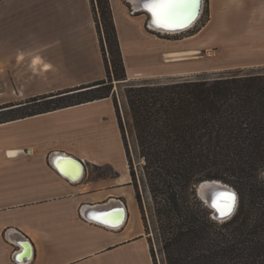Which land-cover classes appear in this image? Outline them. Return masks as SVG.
Masks as SVG:
<instances>
[{"label": "crops", "instance_id": "crops-1", "mask_svg": "<svg viewBox=\"0 0 264 264\" xmlns=\"http://www.w3.org/2000/svg\"><path fill=\"white\" fill-rule=\"evenodd\" d=\"M204 1L207 21L199 24L200 19L189 30L168 35L149 26L148 13L140 4L110 0L128 80L196 78L225 71L205 64L217 56L211 48L215 44L239 59L255 56L251 55L255 49L264 51L259 50L264 44V0ZM130 19L142 20L143 26L137 25L150 38L140 40L144 36L137 32L125 49L122 25L135 24ZM236 46L245 48L236 53ZM196 49L203 51L200 60L193 54L189 60L166 61L171 52ZM207 49H213L215 56L207 57ZM40 59L50 65L47 78L40 77ZM104 71L92 0H0V85L17 97L0 98V106L100 81L90 76ZM111 101L95 100L0 123V264H153L145 227L126 204L122 228L82 216L88 210L124 205L115 199L132 187ZM24 105L3 107L0 113ZM12 150L19 151L17 156L9 155ZM62 153L86 166L112 167L120 176L87 181V167L83 179L75 183L51 162ZM68 162L63 160L64 165ZM117 169L124 170L120 174ZM93 204L98 207L88 206Z\"/></svg>", "mask_w": 264, "mask_h": 264}, {"label": "trees", "instance_id": "trees-1", "mask_svg": "<svg viewBox=\"0 0 264 264\" xmlns=\"http://www.w3.org/2000/svg\"><path fill=\"white\" fill-rule=\"evenodd\" d=\"M97 1L108 21L100 38L107 78L127 80L110 0ZM108 42L112 68L105 54ZM105 84L103 79L84 91L33 98L21 108L46 105L0 123L112 98L135 178L113 84ZM126 98L143 180L158 219L163 263L264 264V73L132 85ZM206 180L223 181L238 191L239 206L231 219H213L198 198L196 185ZM136 198L140 203L138 193ZM150 253L158 264L152 247Z\"/></svg>", "mask_w": 264, "mask_h": 264}, {"label": "rangeland", "instance_id": "rangeland-1", "mask_svg": "<svg viewBox=\"0 0 264 264\" xmlns=\"http://www.w3.org/2000/svg\"><path fill=\"white\" fill-rule=\"evenodd\" d=\"M93 9H94V14H95V18H96V27L98 29L99 37L104 38V31L105 30L107 31L108 21H105L104 17L102 16L101 10L99 9V2L97 0H93ZM203 11H202L203 15L201 14L202 18L200 17L201 20L199 19L200 22H199V20L197 21V22H199V24L204 23L208 19V8L206 6H205V8L203 6ZM130 20L133 21L132 19H130ZM135 20L136 21H133V22H135V24L130 23L131 25H129V26L126 24L122 25L124 28V30H123L124 32H122V36L124 39L125 49H127V44L129 43L132 36L135 35L137 32L138 33L142 32V34L144 36L142 39H140V37L142 35L136 36L137 42L139 39L144 40V39L150 38L149 34H147L145 31H142V29L139 27L140 25L143 26L142 20H140V19H135ZM149 26H150V23H149ZM100 33H101V36H100ZM164 34H166V33H164ZM158 37L161 39L171 40V38H169V37H162V36H158ZM228 45H230V44H228ZM259 45L261 46V47H259V50L260 49L264 50V44H259ZM211 48L216 50L217 56L211 60H208L205 64L211 68L223 69L225 71L203 73L201 75H196V78H208V77L209 78H216V77H221V76L238 75V74H261V73H264V51L263 52H257L255 49V52L251 53V55L256 54L255 56H253V57L250 56V57H245V58L239 59V58L233 57L231 55V53H227L226 48H224L223 45H221V44L212 45ZM242 48H245V46L233 47V49L236 51V53H239ZM213 49H207V51H206L207 57H214L215 56V51ZM196 51H198V54L196 55V60L202 59L203 58L202 57V53H203L202 49H196ZM105 54H106L107 58L110 60L109 63H110V67L112 68L111 64L113 61V54H112V49L110 47V42H108L107 45L105 44ZM127 55H128V53H127ZM167 55H165L166 61L168 59ZM189 56H190L189 58H191V56H194V55L192 54ZM127 61L129 62V58L127 59ZM37 62H38V59H34L32 62V66H33L34 71H37ZM41 62L43 64H42V68H41V72H40V77L47 78L49 76L48 72L51 69L50 65L49 64L45 65L44 64L45 62H43L40 59V63ZM90 78H91L90 80H93L96 78H101V80L105 79V81H106L105 85L113 84V93H114V97L116 98V103L118 105V110L120 113L123 129H124V133H125L126 142H127V145H128L129 151H130L132 168L134 169L133 172L135 174V178H133L131 176V184L130 185L132 187H130L129 190H126V192H123L124 196L120 199H122L124 201V203L128 206V208H130L132 215L133 214L139 215V218H140V220H141V222L144 225L145 230H146L148 242L150 243L149 246L154 249L158 264H164L163 263V254L161 251L160 238L158 235V223H157L158 219L156 217V214H154L153 200H152L150 194L148 193L146 184L143 180V175H142V164L143 163L138 156L137 143H136L134 131L132 129V121H131V117L129 114V107L127 104L126 90H127V88H130V86H132V85H138V84H144V83H162L163 84V83L177 81L180 79L179 78H159V79H146V80H128L127 79V80L119 81V80H116L114 77L113 78H107V74L105 73V71H104L103 75L102 74L93 75V76H90ZM94 83H96V82H90V83L85 84L81 87H87L88 86V88H89V86L93 85ZM1 87H2V85H0V88ZM81 87H77V88L81 89ZM77 88H74V89H77ZM88 88H85L84 90H86ZM64 91H66V90H64ZM64 91H58V92H54L52 94H57V93L64 92ZM12 93H13V91L3 90V87H2L0 89V94H1L0 98H2V101L10 100V98H17L16 95H13ZM17 94H19V93H17ZM94 94H98V92H94L92 94H89V96L94 95ZM45 96H48V95H45ZM84 96H88V95H83V96H79V97H84ZM40 97L41 96L36 97V98H40ZM31 100H33V98H31L27 101H22V102H17V101H12L10 103L8 102V103L4 104L3 106H0V108L8 107V106L16 105V104H21L24 102L28 103ZM111 102L113 103V100ZM45 105H46L45 103H34V104L29 103V106H27V107L15 109L13 111H7V112L0 113V121L13 119V118L21 116L27 112H31L33 110L41 109ZM113 105H114V103H113ZM114 114H115L116 119H117L116 108H115ZM106 119L109 120V114L105 115L103 117L104 121ZM117 122H118V120H117ZM111 146H113V144H110V147ZM126 164H127V161H126ZM126 166L129 167L128 164ZM87 167H88V171H87L88 173H87V178H86L87 181H90L92 179L99 180L101 178H107V177L116 178L119 175L115 169H113L112 167H109V166H105V167L100 168V167H97L96 165H93L91 163H87ZM124 169H122V170L117 169V170L121 174ZM137 193L141 198L140 203L138 202V200L136 198ZM130 222L133 224L134 218L131 219Z\"/></svg>", "mask_w": 264, "mask_h": 264}, {"label": "snow or ice", "instance_id": "snow-or-ice-1", "mask_svg": "<svg viewBox=\"0 0 264 264\" xmlns=\"http://www.w3.org/2000/svg\"><path fill=\"white\" fill-rule=\"evenodd\" d=\"M199 0H142L143 9L150 14L152 24L162 29L174 30L191 20L196 14V5ZM13 155V153H9ZM72 162L69 161L63 167L57 164V168L65 175H76L78 169L74 166L69 167ZM236 194L229 190H216L212 193L210 206L215 209L220 218L229 217L235 207ZM100 223H109L108 219L94 216ZM110 226H115L114 223Z\"/></svg>", "mask_w": 264, "mask_h": 264}, {"label": "water", "instance_id": "water-1", "mask_svg": "<svg viewBox=\"0 0 264 264\" xmlns=\"http://www.w3.org/2000/svg\"><path fill=\"white\" fill-rule=\"evenodd\" d=\"M201 2H202V0H199V3L196 5V14L191 20L187 21L182 26L176 27L174 30H168V29H164V30H166V31H177V30H184L186 28H189L193 24L194 21H197V19L200 18L199 17V14H200L199 12H200V7H201ZM141 5H142V2H141ZM141 5H140V8L143 9V7ZM154 26L156 28L162 29L160 27H157L156 25H154ZM90 87H92V86H90ZM90 87L89 88L86 87V88L90 89ZM84 89L85 88L77 89L75 92L84 91ZM71 93H74V92H71ZM55 155H57V154H55ZM55 155H54V157L52 156L54 158L53 159V163H54L55 166H57V164L59 163L63 167L64 166L63 160H68V161H71L72 164L78 170L80 169L82 171L81 173H83V175H85L87 166L80 159L76 158L73 155H66L64 153H62L61 155H59L57 157ZM51 162H52V160H51ZM58 169L60 170V168H58ZM60 172H61V174H63V172L61 170H60ZM83 175L81 174V176H83ZM66 176H68V175H66ZM69 178H73L74 180H76V178L73 177V176L69 177ZM201 189L204 192L203 194L201 193ZM223 189L229 190V191L234 192L236 194V203H235L234 210H233L232 214L229 217H227V218H220L219 215L216 213L215 209L210 206L212 193L214 191H216V190H223ZM196 193H197L198 197L203 201V203L212 211V218L217 220V221L224 222V221H227V220L231 219L236 214V212L238 210V206H239V194H238V191L233 186H231L230 184H227V183H225L223 181H219V180H206V181H203V182L199 183L198 185H196ZM115 200L118 201V202L123 203L124 205L123 206H114V207L106 209V210H97V209L90 210V211L88 210V212L86 214H82V216L86 220H88L90 222H93V223H96V224H98V223L100 224V222H98L97 219H94L93 218L94 216H99V217H102V218L106 217L108 219L109 223H103L105 226H110V224L114 223L115 226L114 227L111 226V228H117L119 226H121V228H122L123 227L122 226L123 223L121 224V221L123 219L125 221V218L127 216L128 208L125 206V203H124V201L122 199L116 198ZM88 206L89 207H93V206L94 207H98V205H96V204L88 205ZM235 210H236V212H235ZM234 212H235V214H234ZM29 257H30V255H29Z\"/></svg>", "mask_w": 264, "mask_h": 264}, {"label": "bare ground", "instance_id": "bare-ground-1", "mask_svg": "<svg viewBox=\"0 0 264 264\" xmlns=\"http://www.w3.org/2000/svg\"><path fill=\"white\" fill-rule=\"evenodd\" d=\"M131 2L133 3V5L135 6V5H141V2H142V0H131ZM139 5V6H140ZM203 6H204V0H202V2H201V7H200V14H199V17H201V14H202V10H203ZM143 10V9H142ZM200 18H198L197 19V21L199 20ZM148 21H149V23H150V26L152 27V29H154V30H156V31H159V32H162V33H166V34H169V35H175V34H179V33H182V32H184V31H187V30H189L190 28H192L196 23H197V21H194L193 22V24L189 27V28H186V29H184V30H177V31H166V30H164V29H159V28H156L153 24H152V22H151V16H150V14L148 13ZM195 23V24H194ZM192 54H198V51H187V52H171V53H169L168 55H167V62H169V61H181V60H185V59H190L189 57V55H192ZM9 153H13V155L12 156H17V154L19 153V151H17V150H12V151H10ZM32 153H33V151H32ZM57 156H59V155H56V157ZM81 161H83V160H81ZM52 163H53V161H52ZM57 167V166H56ZM58 169V168H57ZM58 171L60 172V170L58 169ZM82 171L79 169V171H78V174H76V175H68L69 177H75L76 178V180H74L73 178H68V179H70L71 181H74L75 183L76 182H78V181H80L82 178H83V173H81ZM60 174H61V172H60ZM81 174L83 175V176H81ZM62 175H64V177H68V176H66L65 174H62ZM127 180V177H126V175H123V177H122V179H121V181H123V182H125ZM201 193L203 194L204 192H203V190L201 189ZM123 206V205H122ZM106 209V208H105ZM235 212H236V210H235ZM235 212H234V214H235ZM126 218H127V216H126ZM126 218H125V221H126ZM125 221H124V219L121 221V224L123 223H125ZM108 227H111V226H108ZM120 227V226H119Z\"/></svg>", "mask_w": 264, "mask_h": 264}, {"label": "built area", "instance_id": "built-area-1", "mask_svg": "<svg viewBox=\"0 0 264 264\" xmlns=\"http://www.w3.org/2000/svg\"><path fill=\"white\" fill-rule=\"evenodd\" d=\"M204 8H205V1H204ZM204 12V11H203ZM203 15V14H202Z\"/></svg>", "mask_w": 264, "mask_h": 264}, {"label": "flooded vegetation", "instance_id": "flooded-vegetation-1", "mask_svg": "<svg viewBox=\"0 0 264 264\" xmlns=\"http://www.w3.org/2000/svg\"><path fill=\"white\" fill-rule=\"evenodd\" d=\"M203 11V10H202ZM211 214H212V211H211Z\"/></svg>", "mask_w": 264, "mask_h": 264}]
</instances>
